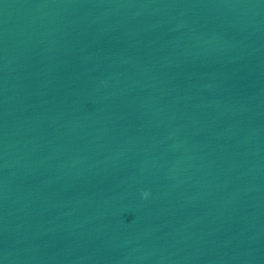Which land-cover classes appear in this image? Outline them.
<instances>
[{"label":"water","instance_id":"obj_1","mask_svg":"<svg viewBox=\"0 0 264 264\" xmlns=\"http://www.w3.org/2000/svg\"><path fill=\"white\" fill-rule=\"evenodd\" d=\"M186 69L264 126V0H62Z\"/></svg>","mask_w":264,"mask_h":264},{"label":"clouds","instance_id":"obj_2","mask_svg":"<svg viewBox=\"0 0 264 264\" xmlns=\"http://www.w3.org/2000/svg\"><path fill=\"white\" fill-rule=\"evenodd\" d=\"M103 83V82H102ZM140 196H141V199H144V198H146L147 196H148V192L147 191H142L141 193H140Z\"/></svg>","mask_w":264,"mask_h":264}]
</instances>
